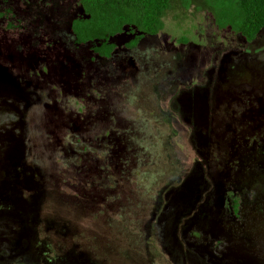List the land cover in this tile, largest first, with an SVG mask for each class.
Instances as JSON below:
<instances>
[{"label":"rangeland","instance_id":"rangeland-1","mask_svg":"<svg viewBox=\"0 0 264 264\" xmlns=\"http://www.w3.org/2000/svg\"><path fill=\"white\" fill-rule=\"evenodd\" d=\"M5 8L0 264H264V28L247 42L206 11H170L102 61L74 42L80 8ZM242 97L257 106L235 111Z\"/></svg>","mask_w":264,"mask_h":264},{"label":"trees","instance_id":"trees-1","mask_svg":"<svg viewBox=\"0 0 264 264\" xmlns=\"http://www.w3.org/2000/svg\"><path fill=\"white\" fill-rule=\"evenodd\" d=\"M62 12L80 8L82 15L71 20L70 31L77 44L92 43V52L107 60L118 49L110 39L130 27L139 34L124 44L133 49L144 35H156L164 29V17L170 11H206L215 26L252 42L264 28V0H54ZM2 14L0 13V16ZM180 43H187L185 37Z\"/></svg>","mask_w":264,"mask_h":264},{"label":"flooded vegetation","instance_id":"flooded-vegetation-1","mask_svg":"<svg viewBox=\"0 0 264 264\" xmlns=\"http://www.w3.org/2000/svg\"><path fill=\"white\" fill-rule=\"evenodd\" d=\"M0 13L2 14L1 16H0V18H4V17H11V16H13V12H12V10H11V8H5V9H3V10H0ZM74 19V18H73ZM10 27H11V24H8ZM220 30V29H219ZM225 31V30H224ZM71 32V31H70ZM116 37V36H115ZM75 42V41H74ZM75 44H77V43H75ZM184 44V43H183ZM77 45H83V44H77ZM122 47L123 48H125V49H129V48H126V47H124V44L122 45ZM118 48H119V46H118ZM118 50V49H117ZM116 50V51H117ZM91 51H92V49H91ZM115 51V52H116ZM115 52H113V53H115ZM113 53H112V55H113ZM92 54H93V52H92ZM112 55H111V57H112ZM230 56V55H229ZM95 57H98V58H100L102 61H108L109 59H111V57L109 58V59H107V60H105V59H103L101 56H96V55H94L93 54V57H92V59H95ZM231 63H232V61L230 60V58H229V60L227 59V60H225V59H221L220 61H218L217 62V64H216V66H215V68L213 69L214 71L213 72H217V79L219 80V81H221V82H224V81H226V72H225V70H226V68H225V66L226 65H228V64H230L231 65ZM207 72H209V71H207ZM206 72V73H207ZM197 77H198V75H197ZM204 77V76H203ZM203 77H198V81L197 82H195V80L193 81V82H195L194 84H191V80H190V85L191 86H193V85H198V83H203L204 82V78ZM216 79V78H215ZM217 80V81H218ZM218 81V83L220 84V85H223V84H221L220 82ZM176 85H177V87H176V91H174L173 92V96H172V99H173V97L174 96H176V93L178 94V97H180L181 96V93L182 92H185V90H187V89H189L186 85H182L180 82H178V83H176ZM195 87H198V86H195ZM200 87V86H199ZM202 88L204 87V86H201ZM194 89V88H193ZM199 90V89H198ZM244 98L246 99V100H248V104L250 103V105H248V104H244V103H242V101H244ZM256 97H242V99H240L239 101H238V99H236V101L239 103H237V102H234V104L236 105V107L234 108V110L235 111H237V112H240V113H243V111L244 112H248V109H249V107L250 106H252L251 104H253V106H257V104H258V101H256V99H255ZM172 101V100H171ZM174 102V100L170 103V105L172 104ZM172 106V105H171ZM232 105H230V107H231ZM225 109H226V106L224 107ZM232 108V107H231ZM256 108V107H255ZM255 108H254V110H255ZM224 109V110H225ZM220 110V109H219ZM232 110V109H231ZM234 110H232V111H234ZM234 211H235V213H237V208H238V202H237V200L235 201L234 200Z\"/></svg>","mask_w":264,"mask_h":264}]
</instances>
